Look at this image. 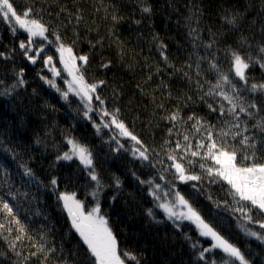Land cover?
Instances as JSON below:
<instances>
[{"label": "trees", "instance_id": "1", "mask_svg": "<svg viewBox=\"0 0 264 264\" xmlns=\"http://www.w3.org/2000/svg\"><path fill=\"white\" fill-rule=\"evenodd\" d=\"M11 2L18 14L31 9L27 18L43 24L48 39L37 37L29 44V34L10 23L11 17H0V53L4 54L0 56V196L15 213L0 212L4 225L0 229V264H95L58 199L64 193L75 194L87 211L99 204L121 258L125 252L136 257L125 259V264H224L227 257L219 249L200 258L203 248H211V240L188 221L168 219L158 206L164 201L166 178L169 190L181 192L207 223L240 249L249 264H264V242L249 234L264 235V215L255 209L249 213L250 202L234 196L226 181L210 176L207 169L214 164L205 157L206 148H197L202 142L207 145L205 137L211 126L217 144L226 145L229 151L236 149L239 161L242 153L251 156L255 152L256 161L264 163V134L253 127L264 119V92L248 90L235 77L234 69L230 71L231 53L238 52L249 64L245 70L248 85L264 84L260 66L264 64L260 52L264 47V0ZM226 17L235 22L228 23ZM21 42L30 47L27 54L34 57L39 52L42 61L32 63L20 48ZM61 44L71 48L77 58L88 57L86 64L76 61L88 83L104 81L93 95L91 119L84 116L87 109L78 96L64 99L62 87L57 86V91L45 80L44 73L51 66L42 53L58 63ZM213 63L218 71L210 68ZM220 73L241 90L239 96L246 107L255 103L260 111L250 109L255 115L248 117L237 108L239 120H234L228 112L231 105L217 93H236L227 84L213 87ZM21 74L23 84L18 83ZM102 109L109 113L119 109L117 120L141 143L129 136L117 138L114 127H104ZM177 112L178 119L167 118ZM103 119L111 121L110 116ZM236 123L241 127H234ZM245 125L248 132H242ZM236 132L242 134L233 139ZM244 135L253 137L254 148L241 145ZM69 140L90 150L91 167L75 156L60 158L70 155ZM177 141L185 147L191 144V151L200 155L189 152L185 156L176 149ZM137 149L149 158H140ZM169 155L177 156L186 174L201 179L177 180ZM26 168L31 169V177L25 175ZM239 202H246L245 210ZM249 214L252 220L247 219Z\"/></svg>", "mask_w": 264, "mask_h": 264}, {"label": "snow or ice", "instance_id": "2", "mask_svg": "<svg viewBox=\"0 0 264 264\" xmlns=\"http://www.w3.org/2000/svg\"><path fill=\"white\" fill-rule=\"evenodd\" d=\"M143 11L150 12V8H144ZM31 14V9L23 11L22 13L18 14L16 9L13 6L11 0H0V17L5 20H8L9 17L12 19L9 21L10 23H14L18 26L19 29L24 30L29 34V44H31V40L33 37H41L44 40H47L48 37L45 35L47 32V28L41 24L38 20L35 19H28ZM228 23H234V19L228 20L225 18ZM139 23V21H137ZM13 31H16V27H13ZM56 39L59 40V36H56ZM20 48L24 50L25 55L29 51H31L30 47L26 46L24 42L20 43ZM211 47V45H208ZM60 52V59L61 62L64 64V70L68 71L69 74L72 76V80L68 82V90L62 92V97L67 99L69 92H72L74 95L78 96L81 101L85 103L86 111L84 112V116L91 119L89 113L92 111L91 101L93 99V95L96 94L97 88L104 83V81H99L97 83H88L83 73L80 71V67L77 66L76 61L79 59L84 64L88 62L87 56H80L76 57L72 54V49L67 48L65 49L64 46L61 44L58 48ZM67 52L68 55L65 57L64 53ZM260 52L264 53V47L260 48ZM39 52H37V55ZM3 53H0V56H3ZM28 59L35 63V58L33 56H28ZM167 59V57H165ZM251 59V57H249ZM52 62V57H48L47 63ZM231 68L234 69L235 77H238L240 81L243 82L245 88L252 92L260 91L264 92V84H251L248 85V79L245 76V70L248 69L249 64L245 61V59L238 53L232 52L231 53ZM264 68V64L260 65ZM107 67V65H104ZM210 68L217 69L216 64H211ZM56 75H59V71L52 69ZM19 84H23L24 81L21 79L18 81ZM51 86L56 87L57 91L60 89L55 85L54 81H47ZM224 84H227L231 87L232 91L236 93L235 96H230L228 93L224 91H220L217 94L222 96L225 100L229 102L231 107L228 109L229 113L233 114L234 120H239V114L236 112L237 108H239L240 113H246L248 117H253L255 112L250 111V109H256V111H260L257 108L255 103H250L247 107L241 102V98L239 96L240 89L236 87V85L229 79L228 75L220 73L219 79L217 84L214 85V88H222ZM15 87V85L13 86ZM6 94V93H5ZM212 91L210 89L208 95H211ZM95 99L103 105L104 101L101 100L99 95H95ZM211 108V105H209ZM104 116H110L111 123L115 124L117 128L121 130V134L125 136L131 137L132 140H136L137 143H141L137 140V137L134 136L130 131H128L127 127L123 124V122H118L117 114L119 113V109H115L114 112L109 113L107 110L102 109ZM215 111V109H213ZM221 113L224 112V106L221 105L220 107ZM170 120H176L179 118V113H173L171 116L167 117ZM189 120L193 119V117H188ZM197 124H199V120H197ZM236 128H240V123H236L233 125ZM98 129L100 125L96 126ZM104 127H108V124H105ZM259 129L260 133L264 134V119L258 120L256 124L253 126ZM199 131V128H197ZM249 129L245 125L242 128V132H248ZM242 132H236L233 134V139L236 136H240ZM227 133H222V136H227ZM205 139L208 141L207 145L203 142L197 145V148H206V152L204 153L206 158H209L215 161V166L213 168L207 169V172L210 176L218 177L222 181H226L230 186L231 189H234V196H238L242 201H248L251 204V208L249 209V213L252 209L257 210L260 215H264V163H256L255 152L252 153L251 156L241 154L242 161L249 162L251 166H238L237 164V150H227L226 145H218L216 139L213 138L212 135V127L209 126L207 129V136ZM185 141L189 140L188 136L184 137ZM253 140L252 136L244 135L242 140L240 141L241 145L254 148V143H250ZM69 144L72 145L71 148V155L65 153L62 159H71L73 155L77 156L78 159L81 161L85 167L92 166V159H91V152L90 150L83 145H80L74 140H69ZM176 149H180L183 151L185 156L189 152H191L192 156L200 155L199 151H191V144L187 145V147L181 145L179 141L176 143ZM139 157L143 160H147L149 157L146 155L145 151H139ZM175 151V149H174ZM135 155V153H134ZM169 159L173 161L171 167L175 169L174 176L177 180L181 182H188V181H198L201 179L198 175H188L186 174V170L184 165L180 163L177 159L176 155H169ZM183 159V157H181ZM189 164L192 161H188ZM202 168L204 165H200ZM218 166V167H217ZM25 175L32 176L31 169H25ZM93 180H96L97 177L90 173ZM163 178V177H162ZM53 185L56 184L55 180L51 182ZM119 183V181H117ZM143 183V182H142ZM148 183H152L148 181ZM156 188H160L161 185L156 184ZM174 187V186H173ZM191 187L193 189L196 188L195 184H192ZM174 201L172 203H162L158 206L166 212L168 219L171 220H187L191 222V224L195 225L198 229L201 236L210 237L214 243H212L211 248H203L199 256L203 258L206 252L219 249L223 254H226L224 259V264H236L238 261L239 264H249L240 251L239 248L234 246L233 244L229 243L223 236L220 235L219 232L212 227L211 224L207 223L203 217L200 215L199 211L195 209L192 204L184 198L178 191L174 193ZM8 195H11L9 193ZM93 196L96 193H92ZM155 192H153V196H155ZM168 195V193H165ZM158 198V197H157ZM58 199L63 201V206L68 210L69 215L72 218V225L79 233L80 237L82 238L84 244L87 245V249L94 258L95 264H125V259L136 260V257L131 255L130 253H123L124 258H121V253L118 247V242L116 237L112 233V230L108 227L107 220L104 217L99 215L100 208L99 204L97 203L96 207L92 208L91 211L85 212L84 205L82 202L75 199V194H60ZM180 209L177 211L176 209ZM150 211V210H149ZM241 211H243L241 209ZM0 212L5 213L8 216H14L15 213L13 212V208L9 205L7 200L4 199L3 196H0ZM247 219L252 220L251 214L247 216ZM15 223L19 224V220H15ZM178 226V225H177ZM4 227L3 224H0V229ZM261 228H264V223L261 224ZM11 229H9L10 231ZM20 231H23L21 227ZM252 236H255L258 240L264 242V235H260L256 232L249 233ZM19 239V237H17ZM193 247H196L193 245ZM40 251H43V246L41 245ZM231 258V259H228ZM215 264V261L212 262Z\"/></svg>", "mask_w": 264, "mask_h": 264}, {"label": "rangeland", "instance_id": "3", "mask_svg": "<svg viewBox=\"0 0 264 264\" xmlns=\"http://www.w3.org/2000/svg\"><path fill=\"white\" fill-rule=\"evenodd\" d=\"M37 37H33L32 39H36ZM60 53V52H59ZM42 54H44V60L47 62V58L45 57L46 55H47V53H45V51L42 53ZM28 56H32L30 53L29 54H27ZM61 55V54H60ZM60 55H59V60H58V63H56L54 60H53V58H52V62L49 64V63H46L48 66H51V68L48 70V72L47 73H44V76H45V80H46V82L47 81H49V80H51V81H54V83H55V85L56 86H61L62 87V89L64 90V91H67L68 90V82H70L71 80H72V76L69 74V72L68 71H66V70H64V64L61 62V59H60ZM64 55H65V57H67V55H68V53L67 52H65L64 53ZM34 58H35V64L36 63H39L40 61H42V59H41V57L39 56V55H36V56H34ZM32 62V61H31ZM76 64H77V62H76ZM55 69V70H57V71H59V75H56L55 73H54V71L52 70V69ZM47 84H49V83H47ZM50 85V84H49ZM225 92L226 93H228L230 96H232V93H231V91L229 90V91H226L225 90ZM72 96H76V95H74L72 92H69V95H68V97H72ZM85 104V103H84ZM92 107V106H91ZM90 115V114H89ZM100 122L103 124V126L105 125V124H108V127L109 128H111V126L112 127H114L115 128V130H116V132L119 134V135H117V134H115V135H117L116 137L118 138V136H122V134H121V130L119 129V128H117L116 127V125L115 124H112L111 123V121L110 122H105V120L104 119H100ZM119 122V121H118ZM123 136H125V135H123ZM70 155H71V152H70ZM73 156H75V155H73ZM75 157H77V156H75ZM256 163H258L257 161H256ZM209 164V163H208ZM211 164H214L213 166H211L212 168L215 166V161H213V160H211ZM237 164H238V166H251L250 165V163L249 162H246V161H239L238 159H237ZM218 167V166H217ZM166 178V177H165ZM167 179L168 178H166V181L163 183V190H162V196L164 197V201L163 202H161V204L162 203H172L173 201H174V192L175 191H178V190H175V189H171V190H169L170 188H169V184L167 183L168 181H167ZM159 185H161V184H159ZM179 192V191H178ZM165 193H168V195H165ZM181 195H182V193L181 192H179ZM185 198V197H184ZM75 199L76 200H78L77 198H76V196H75ZM185 199H187V198H185ZM239 207L240 208H242L243 210H245L246 209V202H239ZM163 210V212L166 214V212L164 211V209H162ZM177 211H179L180 209H176ZM66 211H67V213H68V210L66 209ZM85 212H88L87 210H84ZM89 211H91V210H89ZM99 215L100 216H102V217H104L103 216V214L101 213V212H99ZM68 216L70 217V219H71V221H72V218H71V216L69 215V213H68ZM166 216H167V214H166ZM168 217V216H167ZM104 219H106L105 217H104ZM204 219V218H203ZM107 220V219H106ZM205 220V219H204ZM176 221H179V222H182V221H180V220H176ZM206 221V220H205ZM183 222H187V220H183ZM189 222V221H188ZM207 222V221H206ZM191 223V222H190ZM107 224H108V221H107ZM108 227H109V225H108ZM110 228V227H109ZM206 238H208V239H210L211 240V238L210 237H206ZM211 242L212 243H214V241H212L211 240Z\"/></svg>", "mask_w": 264, "mask_h": 264}]
</instances>
